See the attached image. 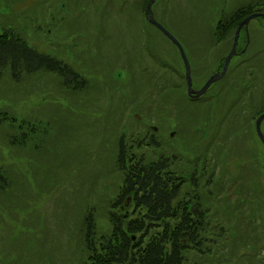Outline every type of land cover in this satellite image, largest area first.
Here are the masks:
<instances>
[{"label":"rangeland","instance_id":"obj_1","mask_svg":"<svg viewBox=\"0 0 264 264\" xmlns=\"http://www.w3.org/2000/svg\"><path fill=\"white\" fill-rule=\"evenodd\" d=\"M147 1L0 0V31H17L30 46L55 54L87 80L85 89L74 93L63 89L55 72L0 77V111L37 124L35 132L24 128L32 136L25 148L10 145L7 137L14 128L0 124V173L6 179L5 187L0 183V264H78V210L98 200L96 228L108 230L107 206L121 184L111 166L116 140L122 132L128 139L148 126H155L171 152L197 157L209 145L208 155L215 150L216 159L225 161V186L213 195L210 209L228 226L220 264H264V207L256 204L264 203V145L254 125L264 111V18L251 19L247 31H240L242 56H233L225 75L192 101L177 48L146 21ZM263 2L155 0L152 10L181 43L192 85L199 88L221 69L234 36L217 40L215 24L225 23L241 6L257 3L264 9ZM246 59L260 65L257 79L250 77L251 90L236 99V64ZM155 76H161L157 83L171 82V91L164 96L153 90L152 97L144 98ZM42 122L52 127L45 131ZM261 128L264 133V120ZM218 166L216 175L220 161ZM249 197L256 199L254 211L245 203ZM187 264H194V256Z\"/></svg>","mask_w":264,"mask_h":264},{"label":"trees","instance_id":"obj_2","mask_svg":"<svg viewBox=\"0 0 264 264\" xmlns=\"http://www.w3.org/2000/svg\"><path fill=\"white\" fill-rule=\"evenodd\" d=\"M253 12H264V9H258L257 3L241 6L233 14L230 13L225 23L219 20L213 32L217 40L229 33L234 35L239 22ZM232 41L233 38L231 44ZM242 53L238 55L242 56ZM246 60L248 62L243 65L241 61L236 64V76L232 83L238 86H235L233 95L236 99L251 90L249 79H256L255 67L258 70L260 66L257 61L250 63L249 59ZM237 65L243 67L237 69ZM250 69L251 76H248ZM42 71L55 72L61 76L63 89L67 91L75 93L85 89L87 80L66 61L38 51L21 38L17 31H0V77L8 72L10 77L20 79L23 73ZM156 77L161 76L152 78L144 98L152 97L153 90L164 96L169 95L171 82L157 83ZM109 105L110 102L104 108L106 113L111 110ZM0 124L14 128L7 141L20 148L27 147L32 139V136H26L29 128L32 132H35L33 128H37L34 121L17 118L7 110L0 111ZM43 124L45 131L52 127L47 122ZM24 128H28V131H24ZM147 128L128 139L122 132L116 140L111 166L114 171L112 173L117 174L121 184L107 206L108 230L99 232L96 228L98 200L92 204L85 203L78 210L82 225L81 236L76 238L81 243V247L78 246L81 252L78 264H187L193 256L194 264L197 260L220 264L222 260L218 252L220 247H224L222 241L228 226L219 217L212 216L210 209L215 204L213 195L219 196L225 186L222 177L225 161L216 159L218 155L215 150H210L208 155L209 145L205 146L203 154L185 158L186 155L180 152L165 149L155 128ZM213 149L218 148L215 146ZM219 161L222 170L216 175ZM5 181V176L0 173L2 187H5ZM239 199L240 202L244 200ZM255 201L254 197L245 200L250 211H254ZM256 204L258 209L261 205L264 207L263 201H256ZM225 212L229 214V208L224 209Z\"/></svg>","mask_w":264,"mask_h":264},{"label":"water","instance_id":"obj_3","mask_svg":"<svg viewBox=\"0 0 264 264\" xmlns=\"http://www.w3.org/2000/svg\"><path fill=\"white\" fill-rule=\"evenodd\" d=\"M154 1L155 0H148L146 3L145 14H146L147 21L153 24L154 26H156L178 48L180 56L184 64V68H185L184 75H185L186 87H187L186 92H187V95L191 98L200 97L202 94L206 92V90L209 88V86L212 83H214L216 80L224 76L231 58L237 54L236 46H237L238 37H239L241 28L244 27L245 31H247V26L251 19L255 17H259V16L264 18V13L256 12V13H251L247 15L244 19H242L239 22V24L236 27L235 33H234L231 48L223 60L221 70H218L217 72L212 74L200 88L195 89L192 86L190 63L184 52V49L181 43L178 41V39L155 19L153 15V11H152V4L154 3ZM263 119H264V112L258 115L257 118L255 119V130H256V134L258 138L264 144V134L262 133L261 126H260L261 121ZM263 189H264V181H263Z\"/></svg>","mask_w":264,"mask_h":264},{"label":"flooded vegetation","instance_id":"obj_4","mask_svg":"<svg viewBox=\"0 0 264 264\" xmlns=\"http://www.w3.org/2000/svg\"><path fill=\"white\" fill-rule=\"evenodd\" d=\"M61 7H63V4H61ZM144 13H145V9H144ZM41 16H43V15H41ZM60 18H62L63 16H59ZM145 18H146V15H145ZM147 21V20H146ZM46 32H47V34H48V37H49V39H51L52 40V36L51 35H49V33L51 32V29L49 28V27H47L46 28ZM239 53H240V51H238ZM256 79H257V77H256ZM255 79V80H256ZM188 99H190V100H192V101H196V100H199L200 99V97H198V98H190V97H188ZM234 102V101H233ZM235 102H237V100L235 99ZM247 102H252V100H247ZM230 113H233V111H229ZM263 131V130H262Z\"/></svg>","mask_w":264,"mask_h":264}]
</instances>
